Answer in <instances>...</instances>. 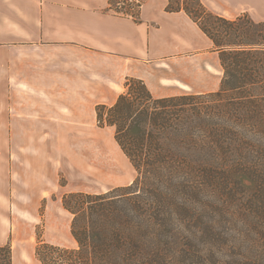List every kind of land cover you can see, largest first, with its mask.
<instances>
[{"label":"trees","instance_id":"trees-1","mask_svg":"<svg viewBox=\"0 0 264 264\" xmlns=\"http://www.w3.org/2000/svg\"><path fill=\"white\" fill-rule=\"evenodd\" d=\"M109 4L140 17L138 3ZM167 10H184L213 40L221 87L155 97L143 79L127 77L114 104H98L99 126L115 128L137 175L108 191L65 193L78 246L39 237L42 264H264V192H248L264 179V22L226 18L203 0H169ZM231 179L246 188L223 187L247 220L234 236L220 220L236 212L209 188ZM0 264H13L9 244H0Z\"/></svg>","mask_w":264,"mask_h":264},{"label":"crops","instance_id":"crops-1","mask_svg":"<svg viewBox=\"0 0 264 264\" xmlns=\"http://www.w3.org/2000/svg\"><path fill=\"white\" fill-rule=\"evenodd\" d=\"M203 2L229 19L264 22V0ZM168 3L141 0L135 19L109 0H0V195H41L47 226L69 217L65 239L77 242L63 195L89 183L60 180L95 179L98 104H114L127 77L143 79L155 97L221 87L213 40ZM58 186L62 194L49 198Z\"/></svg>","mask_w":264,"mask_h":264},{"label":"rangeland","instance_id":"rangeland-1","mask_svg":"<svg viewBox=\"0 0 264 264\" xmlns=\"http://www.w3.org/2000/svg\"><path fill=\"white\" fill-rule=\"evenodd\" d=\"M126 1H121L119 6H125ZM141 5V0L138 2ZM126 91V90H125ZM91 136V134H90ZM95 142H96V167H95V179H84L79 176H73L70 180L67 175L61 177L60 182L67 184L72 182L75 187L83 185V183H89V188L85 192L100 193L108 191L116 186H122L132 183L137 175V171L131 164L128 157L120 150L115 140V128L105 126L101 127L98 124L95 129ZM112 161V164H111ZM119 167H121L127 174V178L120 180ZM230 184V188L236 192L242 193L246 188L240 182V180H217L216 185L209 188L216 194H221L220 203L225 204L231 211H235L233 218L228 217L220 220L222 225L232 227L231 232L234 235L238 234L239 227L246 222L239 214V210H242V205L236 203L232 198L225 199L226 190L224 186ZM248 192L253 194L254 192H264V179L257 180L255 189H249ZM224 193V194H222ZM61 187L58 186L54 189V194L49 195V198H56L60 196ZM227 196V195H226ZM208 200V197H206ZM45 200L41 195L35 194H14V195H0V244H9L12 248V254L15 257L16 264H23L22 260L26 264H42L36 257V247L40 239H44L47 242L59 244L68 247H77L78 243L65 239V231L70 229L68 227L69 217H65L64 223L57 226H47L44 219L45 214ZM246 205V204H245ZM248 208V206H246ZM240 215V216H239ZM70 216V215H69ZM72 218V215H71ZM252 222H256L257 219L252 218ZM71 223V222H70ZM239 225V226H234ZM253 237H257L256 229L252 228L249 232ZM253 245V243H252ZM230 249V248H229ZM231 250L229 252L232 253Z\"/></svg>","mask_w":264,"mask_h":264},{"label":"built area","instance_id":"built-area-1","mask_svg":"<svg viewBox=\"0 0 264 264\" xmlns=\"http://www.w3.org/2000/svg\"><path fill=\"white\" fill-rule=\"evenodd\" d=\"M127 2H130V3H138V2H140V0H127Z\"/></svg>","mask_w":264,"mask_h":264}]
</instances>
